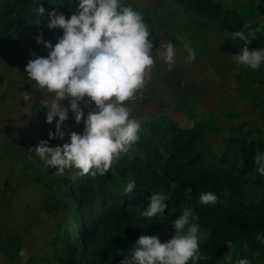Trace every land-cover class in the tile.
<instances>
[{"label": "trees", "instance_id": "trees-1", "mask_svg": "<svg viewBox=\"0 0 264 264\" xmlns=\"http://www.w3.org/2000/svg\"><path fill=\"white\" fill-rule=\"evenodd\" d=\"M175 1L205 19L222 15L225 26L232 27L231 33H254L250 36V50L264 48V32L255 31V23H244V15L235 8L219 0ZM78 5L79 0H0V48L20 26L29 32L31 44L41 35L57 41L63 29L48 28L49 12L56 10L67 18L77 12ZM125 5L142 14L154 49L159 38L147 9L139 4ZM30 6H42L45 12L36 14ZM145 128L148 136H139L135 143L140 153L119 158L105 175L81 177L73 169L74 175L62 178L74 201L72 222L76 236L70 239L68 230L58 235L52 245L55 257L64 264H119L126 257L124 249L139 236L172 227L184 204L198 215V221L193 222L209 232L200 241V252L208 259L197 264H218L230 249L229 242L264 248V243L255 239L257 233L264 235V177L259 175L254 161L256 152H264V139L252 135L253 130L241 137L227 136L221 141L222 149L210 156L202 149L206 131L200 121L181 127L171 117L161 115L145 122ZM49 171L56 169L49 167ZM129 180H135L136 186L132 192L124 193ZM207 191L217 196L215 204L200 203V193ZM154 192L170 197L165 216H139ZM18 238L15 234L6 236L5 253L10 258L19 256Z\"/></svg>", "mask_w": 264, "mask_h": 264}, {"label": "rangeland", "instance_id": "rangeland-1", "mask_svg": "<svg viewBox=\"0 0 264 264\" xmlns=\"http://www.w3.org/2000/svg\"><path fill=\"white\" fill-rule=\"evenodd\" d=\"M219 1L242 13L244 23H255L260 32H264V0ZM122 2L139 4L147 9L159 38L153 49L156 63L151 79L144 88L145 94H142V98L138 93L137 100L131 104L133 109L138 108L132 109V113H140L141 116L140 137L148 136L145 122L165 115L181 127L191 126L196 121L202 122L206 133L201 145L210 156L222 149L221 141L227 136L241 137L253 130L252 135L264 139V63L253 71L232 59V55L241 53L244 45L243 41L231 38L232 27L225 26L222 15L216 19H205L190 9H183L175 0ZM36 8L39 7L30 6L34 13ZM42 39L53 45L57 42ZM169 42L175 46L174 65L166 64L157 55ZM185 43L196 49V59L192 63L185 60ZM49 51L43 43L37 44L36 41L31 44L29 32L20 26L3 43V49L0 48L2 70L6 66L7 70H19L27 76L25 68L28 60L47 57ZM28 83L25 81L27 88ZM136 102H139L138 105ZM83 130L84 125L80 132ZM43 134L25 128L20 131L19 139L18 136H4L0 142V157L3 153L15 152L11 159L4 158L1 167L4 173L0 172V264H64L53 253L54 240L65 230L70 233V239L76 236L72 222L74 201L62 183L65 175L72 176L75 171H66L63 176H57L34 152L29 151V148L39 144ZM139 153L134 144L121 157ZM185 209L192 210L190 205L184 204L176 217ZM199 228L202 241L209 232ZM10 234L19 236L17 241L21 250L25 251L24 257L19 255L10 258L6 255V236ZM174 234L173 227H166L143 235H157L161 242H165ZM135 241L124 249L125 256L130 253ZM18 244H12V250ZM228 254L233 256V261L247 258L250 264H264V248L259 246L233 243L218 260V264H227L224 256Z\"/></svg>", "mask_w": 264, "mask_h": 264}, {"label": "clouds", "instance_id": "clouds-1", "mask_svg": "<svg viewBox=\"0 0 264 264\" xmlns=\"http://www.w3.org/2000/svg\"><path fill=\"white\" fill-rule=\"evenodd\" d=\"M39 14L44 7L35 9ZM49 29H63L62 37L55 45L37 37V44L43 43L49 49L47 57L29 59L25 68L27 77L34 81V87L51 96L50 101L42 103L46 109V122L53 123L58 117L55 132L49 131L48 140H41L30 152L44 162L47 167L55 168L57 176L66 171L76 170L78 176H103L110 171L114 161L128 153L139 140L140 121L132 115V106L138 93L151 79L156 63L153 56V42L149 39V26L142 14L122 0H79L78 10L70 17L52 10L49 12ZM247 28L248 25L243 26ZM255 31H260L257 28ZM243 30L231 33L233 40L243 41L241 53L232 55L238 64L258 70L264 63V48L249 50L250 38ZM187 63L196 59V49L184 44ZM35 55V53H32ZM168 65L175 64V46L169 42L163 51L157 53ZM171 70V68H169ZM25 101L31 94H22ZM68 100L75 122H83V133L71 132L67 143L62 146H49V140H63L66 133L63 124L68 119V108L63 101ZM131 102V103H130ZM84 107L95 105L87 115ZM254 161L257 171L264 177V152H256ZM136 186L129 180L124 193H130ZM172 184L171 188H175ZM191 191V189H189ZM169 195L154 192L148 205L138 212L143 218L165 216ZM217 196L212 191L202 192L199 201L203 205L215 204ZM198 215L185 209L172 221L175 234L161 242L157 235H141L130 248V253L119 264H197L207 260L200 252V228ZM255 239L264 243V235L257 233ZM228 247H231L229 242ZM21 257L25 256L22 249ZM227 264H250L247 258L233 261L231 254L225 255Z\"/></svg>", "mask_w": 264, "mask_h": 264}, {"label": "crops", "instance_id": "crops-1", "mask_svg": "<svg viewBox=\"0 0 264 264\" xmlns=\"http://www.w3.org/2000/svg\"><path fill=\"white\" fill-rule=\"evenodd\" d=\"M1 66L2 65L0 63V142L3 141L4 136H18L17 138L19 139L20 131L24 130L25 128L34 130L36 132L38 131L40 133L44 132L42 140H48L49 131L55 132L56 130L55 125L58 117L54 118L53 123L48 124L46 122V109L42 101L44 99H48L50 101L51 96L36 89L34 87L35 82L30 81L26 74L19 72V70H15L14 72L7 70L6 66L2 70ZM25 81L29 82L27 84L28 88L25 86ZM145 91L146 89L141 90V96L142 94H145ZM25 92L31 94V99L29 101H25L22 98V94ZM144 98H146V96ZM62 103L65 108L69 109L68 119L63 124V130L65 131L66 135L63 140H49V146H62L64 143H67L70 138V133L73 131L77 133H83L80 132L83 122L80 124L75 122V117L70 110L68 100H64ZM138 103L139 102H136L137 105ZM81 107L87 115V113L92 108H94L95 105L93 104L90 107H84V105L81 104ZM134 109L137 110L138 108L135 107ZM132 115L138 120L141 118L140 113H132ZM12 139L15 140L13 137ZM14 153L15 152L1 154L0 172L4 173V170L1 168L3 166L4 158L11 159L14 157ZM5 172L7 173L10 171Z\"/></svg>", "mask_w": 264, "mask_h": 264}]
</instances>
